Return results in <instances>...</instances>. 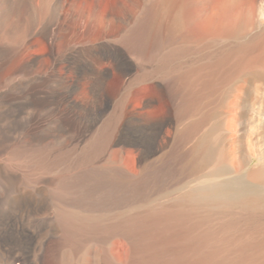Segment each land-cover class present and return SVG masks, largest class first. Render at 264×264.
<instances>
[{
    "label": "rangeland",
    "instance_id": "rangeland-1",
    "mask_svg": "<svg viewBox=\"0 0 264 264\" xmlns=\"http://www.w3.org/2000/svg\"><path fill=\"white\" fill-rule=\"evenodd\" d=\"M35 1L27 2L22 7V21L30 26L29 35L18 45L14 42L17 34L11 33L15 35V37L8 35L11 43L6 42L2 46L3 50L0 53L5 56V64L0 71V76L19 78L37 92L51 93L54 95V104H57V109L39 104L34 106L37 117L43 115L48 116L49 119L47 139L37 142L38 147L45 146L58 151H56L55 160L46 169L41 170L40 167L37 166L39 169L36 167V172H43L47 176V182L43 187V193L48 196L49 203L44 212L48 216L46 227L48 246L44 257L45 263L196 264V260L202 256H211L212 261L207 264H227L228 260L231 262L241 260L247 264H264V214L248 217L246 210L239 211L238 215L220 212L204 222H200L197 217L189 220L194 230L191 241L192 248L195 250L190 251V255L188 254L186 258L187 262L178 259L179 254L173 242L171 244L159 242L160 244L150 246L151 244L144 239V236L138 239L129 236L126 228L133 221L151 218L162 200H164L162 203L166 204L179 187V190H185L184 184H175L176 177L179 178L181 175V170L180 165L174 163L181 157L184 150L175 146L177 142L173 144L177 141L175 140L177 137L174 139L175 134L162 143L159 151L161 154L158 152L153 155L154 157L147 159L138 151L127 154L120 150L121 144L110 145L108 142L110 129L119 125L121 117L126 119L127 123L124 126L125 129L127 128L126 131L129 129L132 132L135 131L140 139L146 136L142 127L147 117L142 105L147 95L153 94L157 97V109L149 111L147 114L149 117L164 114L176 118L178 113L183 112L181 108L184 107L187 109L185 113L189 115L190 111L196 112L193 106L197 100L207 109L206 111L200 109L203 111H199L201 114L208 112L211 108L210 113L213 110V117H215L221 111L222 91L225 92L229 84L224 85L225 90L222 88L217 91V95L210 94L208 68L213 62L225 56L223 60L226 59L225 63L228 62L232 70L235 66V58L231 51L236 49L237 43L243 42L247 37L237 42L233 40L230 42L231 45L227 44L228 46H216L209 43L206 38L204 39L206 34L204 32L209 30L212 22L217 27L230 25L232 19L238 14H245L249 6L236 5L228 0H195L185 10L194 18L184 31L185 38H179L177 41L180 42L172 41V44L170 41L165 42L166 48L163 53L153 55L154 57L147 56V58L142 55L141 48L145 50L158 44L160 35L169 24L168 20H163L159 15L161 12L157 8L158 0H63L60 9L59 36L55 41V47L48 39L51 34V25L56 19V8L51 0ZM110 46L120 47L128 57L132 56L129 63L125 61L127 72L125 76L116 69L118 63L112 59L113 54L110 52L104 54V49ZM230 54L232 57H229ZM88 62L95 63V68L91 70L85 68ZM202 63L205 67L201 66ZM201 67L204 69L202 70ZM105 68L108 69L104 70ZM204 71L207 73L205 74ZM179 81L180 83L177 84ZM157 82L161 83L163 94H160ZM104 90L109 95L107 104H104ZM193 94L196 98L191 99L190 104V96L192 97ZM218 95L219 97H216ZM213 99L216 101L214 102ZM211 105L213 107H210ZM161 106L164 107L163 110ZM196 113L198 114V111ZM65 116L79 122L82 128L59 122V118ZM207 125L204 130L208 128L209 125ZM127 135L131 136V133L127 132ZM122 139L126 140L124 137ZM169 145L171 148L167 147ZM166 147L167 150H165ZM161 150L165 153L163 154ZM167 155L171 156L167 158L168 160L165 157ZM151 158L153 161L149 160ZM149 162L152 164L148 166ZM67 172H79L84 179L81 186L83 195L81 199L72 203L64 202L58 195V181L68 174ZM173 172H178V176ZM191 184L193 185L194 182L188 185ZM171 199L169 201H172ZM146 214L147 217L144 216ZM66 215L88 222L91 227L80 232L68 230L64 226ZM38 216L39 214H34L33 219H37ZM248 247L250 248L245 253L240 252L241 249ZM192 252L196 254L192 255Z\"/></svg>",
    "mask_w": 264,
    "mask_h": 264
},
{
    "label": "bare ground",
    "instance_id": "bare-ground-1",
    "mask_svg": "<svg viewBox=\"0 0 264 264\" xmlns=\"http://www.w3.org/2000/svg\"><path fill=\"white\" fill-rule=\"evenodd\" d=\"M34 1L0 0V52L3 50L2 46L6 42H10L9 34H17L14 42L18 45L29 35L30 26L22 21V7L23 4L27 2L34 3ZM62 1L51 0L56 8V19L51 25V34L48 40H50L53 47H55V41H57L59 36ZM228 1L236 5L247 4L249 9L245 14H238V16L234 17L230 25L217 27L212 22L209 30L204 32L206 33L204 39L206 38L209 43L216 46H228L227 44H230L233 40L237 42L239 39L247 37V39L245 38L246 40L237 43V46L235 45L236 49H232L233 51L229 49L235 58V66L232 70H230L232 66H228V62L225 63L226 59L223 60L225 56L213 62L210 67L206 65L209 67L208 75L210 85L208 90L210 94L215 93L217 95V91L222 90V88L225 90L226 87L224 88V85L229 84L225 92L222 91L223 94L221 92L223 95V98H220L221 111L215 117H213V110L210 113L211 108L208 112L201 114L200 112L203 111L200 109L205 111L207 109L204 108L205 105L197 100L194 102L193 110L198 111V114L196 112L191 113L190 111L188 115L185 113L187 109L184 107L183 109L181 108L183 112L178 113L176 118L164 114L149 117L147 115L148 112L152 109H157V97L153 94L147 95L142 105L145 116L147 117L146 123L144 125L142 124L146 136L140 139L135 131L132 132L131 129H129L130 131H126L127 128L125 129L124 127L125 123H127L126 119L121 117L118 123L119 125H116L114 129H110V136L108 138L110 145L121 144V151L127 154L138 151L141 156L147 159L156 155L162 148V143L170 139L172 134H175L174 139L177 137L175 139L177 141H174L173 144L175 145V142H177L175 146L183 148L184 152L182 153L180 149L183 155L179 153L180 158L174 155L177 158L174 163L180 165L181 170L179 178L174 176V178L176 177L175 184H184L183 188H188L181 191L179 187L172 199L170 198L172 201H169V199L167 202L165 199V202L168 204L162 203L164 200L162 202L160 201L161 203H158L159 205L157 206L158 209L152 214L153 216L151 218L133 221L127 226L126 232L133 239L144 236V239L151 244L150 246L157 245L159 242L163 244H171L173 242L179 254L178 259L183 262H187L186 258L190 255V251L195 250L192 248L191 241L194 230L190 226L189 220L197 217L200 222H204L206 219L220 212L238 215L239 211L246 210L247 215H249L248 217H258L264 214V0ZM35 2L37 3V1ZM194 2L195 0H158L159 7L157 6V8L161 12L159 15L162 16L163 20H168L167 22L169 24L166 30L163 31V34L160 35V42H157L158 44L145 50L141 48L142 55L149 57L161 54L166 48L165 42L170 41L172 44V41L175 42L179 38L182 39L185 34L184 31L194 20L193 16L189 15L185 10ZM24 6L27 7L26 5ZM128 15L130 16V13ZM230 51L228 52L230 53ZM107 52L113 54L111 55L113 57L112 59H115L118 63L116 69L121 75L125 76L127 73L125 61L129 63L132 56L128 57L117 46L105 48L104 54ZM1 53L0 71L5 64V56ZM231 54L229 57H232ZM204 63L206 64L207 60ZM204 63L201 66L205 67ZM85 68H89L90 70L94 69L95 63L88 62ZM190 68L194 69L193 67ZM107 69L105 68L104 70ZM53 71H55L54 66ZM224 74L225 76H223ZM159 82L156 85L161 92L160 94H163V87ZM179 83L180 81L177 84ZM216 97H219V95ZM194 98H196V95L193 94L192 97L190 96V104L192 103L191 99ZM53 99V94L37 92L19 78H2L0 76V264H46L44 257L48 246V234L46 232L48 216L44 212L46 206L48 207V196L43 193V187L47 182V176L43 172H36V167H40L41 170L46 169L55 160L57 150L48 149L45 146L42 148L41 146L38 147L37 142L47 139L49 119L48 116L43 115L37 117L34 113V106L39 104L44 107L50 106L52 109H57V104H54ZM213 100L214 102L216 101L215 99ZM183 101L182 103H184ZM108 102L109 95L104 90V104ZM180 105L182 104L180 103ZM210 107L213 106L211 105ZM217 107L218 105L216 104ZM163 109L164 107L161 106V110ZM65 117H60L59 122L68 126L82 128L79 122L77 123V121L67 118V116ZM205 125L208 126L206 130H204ZM127 132L131 133V136H128ZM122 137L126 140L122 139ZM167 147L171 148V145ZM167 147L165 150H167ZM161 152L163 153L162 150ZM159 154L161 153L159 152ZM170 155L172 154L170 153ZM170 155L165 156L166 160L171 157ZM164 159L162 158V160ZM149 160H152V158ZM151 164L149 162L148 166ZM38 167L37 169H39ZM177 173L175 172L174 174L177 175ZM83 180L79 172H70L62 176L58 181V195L60 199L66 203L76 202L81 199L83 195L81 188ZM190 182H194V184L188 185ZM34 214H39L35 220L33 219ZM67 215L64 218V226L68 230L80 232L91 227L90 223L77 219L75 216ZM144 216L147 217L148 215L146 214ZM198 224L200 225V223ZM64 226L62 225L63 228ZM250 247L241 249L240 252L245 253ZM160 249L162 250L163 248ZM195 252H192V255L196 254ZM210 257L202 256V258L196 260V264H207L212 261ZM226 262H228L227 264H247V262L245 263L241 260L234 262L228 260Z\"/></svg>",
    "mask_w": 264,
    "mask_h": 264
}]
</instances>
